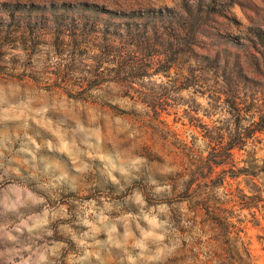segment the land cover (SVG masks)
<instances>
[{
	"label": "rangeland",
	"instance_id": "obj_1",
	"mask_svg": "<svg viewBox=\"0 0 264 264\" xmlns=\"http://www.w3.org/2000/svg\"><path fill=\"white\" fill-rule=\"evenodd\" d=\"M147 28L150 54H181L173 77L202 81L178 86L162 113L146 100L168 78L119 76L91 49ZM82 34L89 47L59 51ZM146 59L133 46L117 60ZM213 86L226 92L217 107L201 95ZM234 96L262 107L236 111ZM263 120L264 0H0V264H218L216 217L195 211L207 183L185 192L175 138L207 154L204 134L254 132L244 148L263 166ZM259 218L244 234L253 264Z\"/></svg>",
	"mask_w": 264,
	"mask_h": 264
},
{
	"label": "trees",
	"instance_id": "obj_2",
	"mask_svg": "<svg viewBox=\"0 0 264 264\" xmlns=\"http://www.w3.org/2000/svg\"><path fill=\"white\" fill-rule=\"evenodd\" d=\"M141 31L128 30V35L119 34L118 41L120 45L108 41L107 44L95 46V48L91 46V49L99 51L95 56L96 59L101 60L98 65L99 63L115 65L116 63L118 66L115 72L119 76L128 75L133 78L145 79L149 76L151 78L153 75H159L168 78V82L160 85L159 90H153L146 100L149 107L157 113H162L164 103L173 100L172 95L178 93L176 90L178 86L185 85L187 88L202 87V81L193 70L189 75L184 76L175 73L177 76L173 77L172 72L178 71V59L181 54H169L161 51L150 54L149 51L156 49L157 45L154 41L157 42L158 39L153 38L149 28ZM74 36L76 38L74 37L73 40H59L60 46H58V49L61 53L68 51V47L73 49V53L82 47H89L87 44L90 42L87 41L88 38H91L90 34ZM73 41L76 47L75 45L72 46ZM2 42L9 45L7 38L3 39ZM83 43H86V45H83ZM133 46L140 50L147 59L142 62H118L117 59ZM164 46L165 44L162 45V47ZM98 71L99 69L96 68L92 73ZM60 77L61 79L65 78L63 73L60 74ZM215 84L217 85V83ZM88 88L92 90L96 86L89 85ZM211 88L214 90L210 92L206 90L201 95L202 97H210L215 104L214 107H217L218 101L226 95V92L224 90L218 91L216 86ZM233 98L234 102L231 107L236 111H239L237 110L238 100H240V104L246 105L250 109L249 111L262 107L255 100L247 103L246 100H242L238 96ZM239 122H241L240 119ZM203 138L209 147L207 154H199L194 148H189V144L175 138L178 146L182 147L179 149L186 159V169L190 173V178L185 182V192H194L195 186L198 187L199 184L207 183L206 189L203 190L200 187L202 189L200 191L202 199L195 211L204 210L208 216L216 217L214 223L218 229V264H253L244 234L247 223L251 222L254 226H260L261 223L259 214L264 212V164L263 166L258 165L257 148L248 150L244 147L249 141L257 139L256 134L254 132L236 134L225 140V135L218 132H209L204 134ZM236 152L246 155V158L237 161L234 157ZM184 176L185 173L182 170L175 174L174 180L179 181ZM210 183H214V186L211 187ZM242 183L245 184V187H241ZM220 189L226 190L221 198L214 199L211 193L216 190L219 192ZM236 212L240 214L237 216V218L239 217L237 220H235ZM249 216L252 217V220H249Z\"/></svg>",
	"mask_w": 264,
	"mask_h": 264
}]
</instances>
